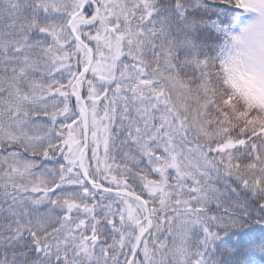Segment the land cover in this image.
I'll return each mask as SVG.
<instances>
[{
  "label": "snow or ice",
  "instance_id": "snow-or-ice-1",
  "mask_svg": "<svg viewBox=\"0 0 264 264\" xmlns=\"http://www.w3.org/2000/svg\"><path fill=\"white\" fill-rule=\"evenodd\" d=\"M201 8L0 0V264L264 255V106L221 92L220 69L234 82L240 64L199 58L188 32Z\"/></svg>",
  "mask_w": 264,
  "mask_h": 264
},
{
  "label": "clouds",
  "instance_id": "clouds-1",
  "mask_svg": "<svg viewBox=\"0 0 264 264\" xmlns=\"http://www.w3.org/2000/svg\"><path fill=\"white\" fill-rule=\"evenodd\" d=\"M255 18L246 22L238 34L231 35L225 43L221 63L240 64L246 71L234 82H225L224 69L218 73L220 90L232 96L238 109L251 108L253 113L259 111L257 106H264V5L252 4ZM246 97V100H245Z\"/></svg>",
  "mask_w": 264,
  "mask_h": 264
},
{
  "label": "trees",
  "instance_id": "trees-1",
  "mask_svg": "<svg viewBox=\"0 0 264 264\" xmlns=\"http://www.w3.org/2000/svg\"><path fill=\"white\" fill-rule=\"evenodd\" d=\"M201 2L203 7L195 15L197 19H202L205 22L204 26L195 27L188 32V35L194 41L199 58L208 57L214 64L219 65L225 49L222 45L220 21L217 14L219 10H223L226 15L231 8L223 0H201ZM177 55L180 60L191 58L193 50L180 49ZM254 226L258 227V225Z\"/></svg>",
  "mask_w": 264,
  "mask_h": 264
},
{
  "label": "rangeland",
  "instance_id": "rangeland-1",
  "mask_svg": "<svg viewBox=\"0 0 264 264\" xmlns=\"http://www.w3.org/2000/svg\"><path fill=\"white\" fill-rule=\"evenodd\" d=\"M250 16V18H249ZM255 18V14L248 12L245 14H238L235 10L230 9L226 16H221V21L223 22L222 28V38L225 40L223 43L225 48V43L228 41L231 35L238 34L241 30V27L246 24V22ZM231 234H227L226 237H230ZM221 243L227 244L226 241L222 238ZM264 264V255H261L259 251H257L253 258L250 260V264L255 263Z\"/></svg>",
  "mask_w": 264,
  "mask_h": 264
}]
</instances>
